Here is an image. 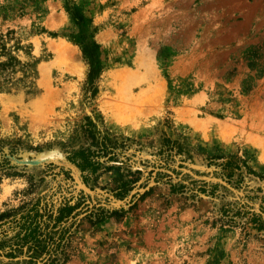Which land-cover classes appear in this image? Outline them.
<instances>
[{"label":"rangeland","instance_id":"obj_1","mask_svg":"<svg viewBox=\"0 0 264 264\" xmlns=\"http://www.w3.org/2000/svg\"><path fill=\"white\" fill-rule=\"evenodd\" d=\"M71 1L0 0V211L79 202L56 251L0 264H264V227L243 224L249 212L264 224V0ZM102 137L116 161L83 181L67 156ZM115 179L132 180L121 197ZM238 205L248 213L220 225V207Z\"/></svg>","mask_w":264,"mask_h":264},{"label":"trees","instance_id":"obj_2","mask_svg":"<svg viewBox=\"0 0 264 264\" xmlns=\"http://www.w3.org/2000/svg\"><path fill=\"white\" fill-rule=\"evenodd\" d=\"M71 3V0H67ZM68 12L75 24H80L83 20L82 15L76 10L72 5L68 4ZM97 45L92 42H86L80 44L81 53L86 60H88V72L86 76V81L88 80V85L91 87V93L94 92L93 80L98 74L99 66L98 60L95 53ZM93 141V140H92ZM169 141L168 139L165 140ZM174 143V142H173ZM90 146H96L95 149H90V147L81 148L71 152L67 159L72 163L77 170L81 173L83 181H86L89 176L95 174L96 171L102 166L104 162L116 161L117 153L113 151L115 145L110 144L107 138L102 137V140L98 142L97 145L91 143ZM171 146V144H169ZM178 146V144H177ZM173 147V146H171ZM208 164H213L214 166H220L223 170L225 169H235L238 170V176H243V171L241 167L243 166L246 174H251V171L240 162L238 157H226L223 155H212ZM221 159V162L217 163L216 160ZM121 164V163H120ZM111 166H103V169L108 170ZM231 171L227 173L226 176H230ZM132 180L121 181L118 179L114 180L113 195L123 196L129 189V183ZM182 185L180 184H170L169 191L171 193H179L182 190ZM208 193L204 195H213L215 184H212ZM151 187L144 190L139 197L148 193ZM201 193H205L206 189L199 188ZM194 195V194H193ZM249 197V199L254 198ZM71 201V198L61 202V204L54 210L49 207L44 211L45 204H42L39 198L35 200L23 201L19 205L0 211V255L4 257L13 258L17 252H22L24 249L26 251H34L37 254H49L50 252L56 251L57 248L62 246L61 242L64 239V233L66 229H60L62 232L59 236L54 238L53 233L56 232V228L59 227L63 221H65L69 216H72L73 211L78 207V201ZM260 207H264V197H260ZM238 207L231 209L229 206H222L219 210L218 222L220 225H225L231 223L235 225L237 221L234 219L238 216L247 214V211H241ZM125 210L122 208L112 209L107 211L105 214H99L94 220L89 222L97 223L105 218L114 217L120 218L124 215ZM247 221L243 224L250 223L254 224L257 230L262 229L264 226L263 222L259 217L251 212H249ZM239 224V223H238ZM242 225V224H241ZM53 247V249H52ZM64 253V252H62ZM65 259V254H63V260ZM41 264H57V258L52 257L48 262L43 261Z\"/></svg>","mask_w":264,"mask_h":264}]
</instances>
